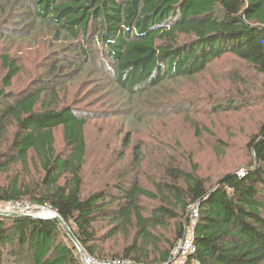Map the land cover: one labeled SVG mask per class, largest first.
<instances>
[{"label": "trees", "instance_id": "trees-1", "mask_svg": "<svg viewBox=\"0 0 264 264\" xmlns=\"http://www.w3.org/2000/svg\"><path fill=\"white\" fill-rule=\"evenodd\" d=\"M9 2L29 12L27 19L45 25L58 42H68L56 48V60L26 90L11 89L21 71L18 59L9 53L0 55L5 69L0 88V171L16 164L28 169L31 159L38 160L44 172L37 190L16 177L0 185V202L27 197L40 206L50 205L86 253L137 262L169 258L176 240L157 229L178 219V210L188 216L193 203L199 209L193 228L197 251L185 264H264V123L248 142L253 161L244 175L237 170L226 172L208 186L190 157L191 170L171 162L169 179L156 183L154 190L145 187L131 170H121L101 189L86 192V126L93 115L85 108L79 111L75 105H63L59 93L63 85L90 69L91 74L105 73L121 99H136L153 111L189 115L185 108L191 98H170L168 102L173 103L152 106V94L173 80L200 75L226 54L264 74V0ZM241 76L236 75L237 79ZM235 97L220 100L213 95L205 101L215 109L238 110L246 95L238 92ZM191 121L199 133L200 123ZM11 124L16 129L4 141L8 146L1 149ZM58 127L64 134L62 152L56 148ZM131 138L128 132L124 147ZM124 156L123 152L116 162ZM134 156L139 163V146ZM148 198L158 200V207L149 210L143 203ZM187 220L177 223V238L190 223ZM103 221L112 227L101 233L97 225ZM109 241L112 244L107 248ZM0 264L84 263L57 219L0 215Z\"/></svg>", "mask_w": 264, "mask_h": 264}, {"label": "rangeland", "instance_id": "rangeland-1", "mask_svg": "<svg viewBox=\"0 0 264 264\" xmlns=\"http://www.w3.org/2000/svg\"><path fill=\"white\" fill-rule=\"evenodd\" d=\"M1 2L5 5L0 8V55L9 53L18 59L21 71L11 89L26 90L44 75L47 67L56 60V48L68 40L58 42L45 25L27 19L29 12L21 11L19 5L16 7L11 2L6 3V0ZM30 28L31 31L28 32L27 29ZM245 66L247 65L240 58L226 54L200 75L191 79L173 80L162 91L152 94V106L164 101L173 103L168 102L170 98L171 101L191 98L192 103L185 108L189 115L185 112L153 111L150 105L143 106L136 99L131 102L121 99L105 73L91 74L90 69L76 73L79 75L63 85L59 93L63 105H75L79 111L85 108L83 111L93 115L86 126L89 159L83 174L85 191L101 189L111 176L115 177L121 170H131L145 187L154 190L156 183L169 179L167 166L171 162L191 170L192 159L199 165V175L206 180L208 186L226 172L241 171L252 165L248 142L264 123V74ZM4 74L5 69L0 59V88ZM237 74L242 75V78L237 79ZM238 92L246 95V102L240 101L238 110L215 109L213 104L205 101L213 95L221 97L220 100L233 99ZM191 120L200 123L199 133H196ZM15 129V124L9 126L8 133L1 140V149L8 146L9 143L6 145L4 141L12 138ZM128 132L132 138L126 148L123 146V139ZM55 140L57 150L64 151L62 127L56 129ZM138 146L141 155L139 163L134 156V149ZM123 152L125 156L116 162ZM113 162L114 165H110ZM43 175L39 161L35 163L30 159L28 169L22 164H16L7 171L1 170L0 185H7L16 177L23 184L37 190V181ZM27 199L19 200L31 202ZM143 203L149 210L160 204L158 200L149 198L143 199ZM178 212V219L170 220L166 226L157 229L172 241L178 239L177 223L186 219L191 221V217L185 216L186 213L181 210ZM111 227L107 221H103L97 225V230L99 228L103 233ZM111 244V241L107 242L106 247ZM86 254L93 256L88 252ZM124 259L137 262L130 258Z\"/></svg>", "mask_w": 264, "mask_h": 264}, {"label": "built area", "instance_id": "built-area-1", "mask_svg": "<svg viewBox=\"0 0 264 264\" xmlns=\"http://www.w3.org/2000/svg\"><path fill=\"white\" fill-rule=\"evenodd\" d=\"M245 171L241 170L240 175H244ZM0 205L1 212H14L22 213L28 216H34L41 214L45 209H51L46 206H36L29 201L12 200ZM188 216L191 217L190 223L184 226L181 236L174 243L170 256L166 261H154V262H133L124 258H97L86 254L88 264H185L197 251V246L194 240L193 228L195 222L199 217V209L196 204H193L188 209Z\"/></svg>", "mask_w": 264, "mask_h": 264}, {"label": "water", "instance_id": "water-1", "mask_svg": "<svg viewBox=\"0 0 264 264\" xmlns=\"http://www.w3.org/2000/svg\"><path fill=\"white\" fill-rule=\"evenodd\" d=\"M46 213H50V214L48 215ZM0 215H2V216H20V215H24V214H22V213H14V212H1L0 211ZM34 217L41 218V219H57L60 222V224L63 226V228L67 232V234L72 238V240L74 241V243L77 246V248L79 249L81 257H82V260H83V263L84 264H88L87 263V259H86L85 251L82 248L80 242L78 241L76 236L73 234V232L70 229V227L68 226V224L64 221V219L56 211H54L52 209H45V210L42 211L41 214H36V215H34Z\"/></svg>", "mask_w": 264, "mask_h": 264}, {"label": "bare ground", "instance_id": "bare-ground-1", "mask_svg": "<svg viewBox=\"0 0 264 264\" xmlns=\"http://www.w3.org/2000/svg\"><path fill=\"white\" fill-rule=\"evenodd\" d=\"M46 214H48V215H49L50 213H46ZM42 215H43V214H42Z\"/></svg>", "mask_w": 264, "mask_h": 264}]
</instances>
